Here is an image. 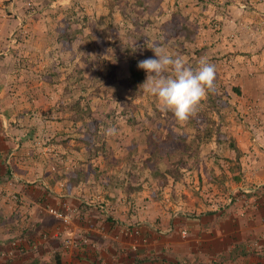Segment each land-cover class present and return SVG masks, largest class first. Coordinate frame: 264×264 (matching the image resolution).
<instances>
[{"label":"rangeland","instance_id":"obj_1","mask_svg":"<svg viewBox=\"0 0 264 264\" xmlns=\"http://www.w3.org/2000/svg\"><path fill=\"white\" fill-rule=\"evenodd\" d=\"M112 1L0 0V104L13 117L9 126L15 131L22 129L21 126L27 128L32 125L35 116V134L29 139L36 150L49 146L54 143L51 137L69 126V112L62 110L63 103L74 102L87 94L92 96V109L106 110L111 106L115 111L110 121L117 134H108V146H118L119 141H122L124 146L120 150V157L123 158L128 155L127 151L133 142L138 144L137 152L130 161L132 163H129L132 168L128 164L124 168L132 172V188H141L132 190V213L138 207L145 209L144 200L133 196L145 188V180L148 179L151 181H147V187L155 192L154 199L163 206L179 207L188 203L197 207L201 204V208L207 209L211 205H218V200L224 204V196L229 192L221 193L218 188L219 193L216 195L213 190L215 185L208 182L207 174H226V188L231 191L241 180L238 182L233 179L230 168L235 166L237 155L241 156V168L247 159L241 146L249 143L248 139L257 142L262 137L264 140V71L256 70L264 63V33L261 32L264 28L257 33L255 27H264V19L253 20L252 35L246 28L248 16L261 15L255 7L256 1L260 3L264 0H165L153 15L143 12L136 6L135 0H127L132 3L129 4L132 8L130 17L123 15L121 2L114 0L118 5L111 19L108 14ZM178 5L182 7L183 13L177 19V24H182L187 17L192 27H199L193 41L175 35L167 38L169 30L165 25L171 22ZM103 16H107L108 21L113 20L120 34L119 42L115 45L118 48H122L124 40L136 43V38L143 34L145 41L137 45L142 53L138 57L140 59L154 57L148 47L159 44L169 53L183 55L193 68L198 66L202 58L214 64L217 72L216 90L228 100L230 107L222 113L213 109L209 94L195 117L186 123H179L171 112L161 110L154 96L143 90L136 94L117 81L113 82L109 63L103 62L107 57L100 60L94 40L89 39L95 27L101 29L99 21ZM137 19L141 21V31L135 29ZM64 29L69 34L80 29L84 39L79 36L68 48L62 39ZM127 32L134 33L135 37L127 36ZM248 44L251 51L246 50ZM96 66L102 78L90 81L89 90L84 93L77 88L75 79L81 72L90 79L93 72L90 69ZM258 74L260 82L255 85L253 81L257 82L258 79H255ZM236 89H239V93ZM82 104L85 106V102ZM125 107H129L128 116L122 112ZM132 107L135 110L133 113ZM132 115L137 117L136 123L139 124L128 123ZM21 116L26 117L23 119L29 125L24 120L19 121L18 117ZM38 127H41V131ZM171 131L187 141L195 140L199 149L198 152L187 150L184 155L186 162L183 164L179 163V157H174L176 163H173V168L178 169L179 174L177 179L167 174V163L161 156L155 155V147L168 140ZM247 132L252 135L247 137ZM234 143L236 148L232 149L229 145ZM97 144L101 145L99 142ZM149 145H153L152 148ZM77 146V143L73 146V152L81 155L82 151L75 149ZM111 150V156H114L115 150L112 147ZM32 151L33 148L29 149V152ZM42 154L40 159L45 164L51 157L43 150ZM154 164L158 167V177L166 173L170 180L167 184L171 187L170 192L162 194L167 185L163 186L155 177L152 169ZM47 167L46 164L42 170L45 171ZM237 175L240 176L238 172ZM176 184L184 188L182 194L174 192ZM190 205L184 206H189V209Z\"/></svg>","mask_w":264,"mask_h":264},{"label":"crops","instance_id":"obj_2","mask_svg":"<svg viewBox=\"0 0 264 264\" xmlns=\"http://www.w3.org/2000/svg\"><path fill=\"white\" fill-rule=\"evenodd\" d=\"M255 7L261 15L246 18L251 35L253 20L264 19V2L256 1ZM255 27L257 33L264 28ZM246 50H252L249 44ZM256 70L264 71V63ZM256 77L258 80L253 83L258 85L260 75ZM23 118L26 117H18L20 122ZM69 118L70 114L69 126L51 137L53 140L62 136L60 140H65L64 144L53 143L36 150L29 139L35 134V116L32 125L24 120L29 126L15 131L9 126L13 117L0 104V264H56L58 259L63 264H264L262 137L257 142L248 139L249 143L241 146L247 158L239 173L241 181L224 196V204L218 200V205L207 209L201 208V204L197 207L188 203L179 207L163 206L154 199L155 192L147 187V181H151L148 179L145 188L133 196L144 200L145 209L138 207L132 213V172L124 169L132 165L126 160L112 168L107 165L110 160L122 158L123 147L111 145L115 151L108 161L97 148L98 144L92 149L80 144L77 147L83 156L76 154L73 146L84 133L77 131V128L83 130L82 123L75 125ZM31 148L33 151L29 152ZM42 150L51 157L45 164L40 159ZM91 150H97V155ZM46 164L48 167L43 171ZM78 172L81 178H75V184L69 189ZM252 188L258 191L228 202L230 195ZM183 189L177 185L174 192L182 194ZM213 190L216 195L219 193L216 185ZM170 191L167 185L162 194ZM66 205L79 209L71 224H65L49 212L51 208L61 209ZM93 206L106 207L109 214L100 215L104 211L89 208ZM132 223L140 230L138 240L124 232L125 226ZM92 224L95 228L89 231ZM183 230L188 232L186 237L181 235ZM85 236L89 240L87 244L82 243ZM68 238H73L77 245L65 246ZM16 240L22 241L21 251L12 250ZM36 242L40 244L38 248L34 247ZM134 244L138 246L136 249Z\"/></svg>","mask_w":264,"mask_h":264},{"label":"trees","instance_id":"obj_3","mask_svg":"<svg viewBox=\"0 0 264 264\" xmlns=\"http://www.w3.org/2000/svg\"><path fill=\"white\" fill-rule=\"evenodd\" d=\"M118 2H121V12L123 13L124 16H131L132 15V8L130 9V5H132L131 2H128L127 0H117ZM165 0H135L136 6H139L143 12L147 13L149 15H153L156 13V11L161 8L162 3ZM130 4V5H129ZM118 5L116 4L115 1L113 0L111 2V10L110 13L108 14V17L111 19L115 7ZM178 10L174 14V17L172 18L171 22L169 24H166L165 27H168L169 34L167 35V38H171L172 35L175 36H182L186 38L187 40L193 41L196 38V35L198 34V26L195 25L192 27L191 22L188 20L186 17L183 23L177 24V19H179L182 16L183 11L181 10V6H177ZM106 20V21H105ZM105 21V22H103ZM99 26L101 27L100 30H98L96 27L94 28L93 32H91L89 35V39L94 40V43L96 45V53L101 59L102 57H107L106 59H103V62L105 61L106 64L109 63L110 66V71L113 73V82H118L120 83L124 88L128 90H132L136 94H139L142 89H140V85L146 80V72L142 69L138 68V62L141 61V59L144 60L143 57L138 58L142 56V53L140 49L137 48V45L140 43H143L145 41V37L141 33V37L136 38V43H132L129 40H124V44H122V48H118L116 43L118 44V35L119 32L113 22V20L108 21L107 16H103L100 18L99 21ZM141 21L139 19L136 20V26L135 29L138 31H141L140 29ZM132 31V30H131ZM139 33V32H138ZM134 33L132 32H127V36H132L133 38L135 37L133 35ZM79 36H81L82 39H84L83 32L79 29L75 31L73 34H69L67 29H64V33L62 35L63 41L69 46L68 48H71V44L75 39H77ZM133 53V56H132ZM141 54V55H140ZM130 55V56H129ZM89 57V56H87ZM96 59V58H95ZM104 62V63H105ZM97 67V66H96ZM92 67V75L90 76V79L87 78V76H84L83 73L81 72L79 75H77L75 79V83L77 85V88L80 89L82 92H87L89 89L90 81L92 82L93 80H101L100 76V70L98 67ZM89 70V71H90ZM83 71V70H82ZM111 78V77H110ZM51 81V80H50ZM217 84V83H216ZM68 88V86H67ZM96 91L98 92V88H96ZM236 92L239 93V89H236ZM141 95V94H140ZM210 101H211V107L218 112L222 113L223 110L227 109L230 107V104L228 100H225L223 95L219 94V92L216 90L214 93H210ZM83 102H85V106H83ZM110 103V102H109ZM110 105V104H109ZM92 96L89 95H83L79 98V100H76L74 102L68 103L64 102L62 106V110L64 112H69L70 114V120L74 122V124L82 123V129L77 128V131L84 133V137H79L76 140V143L78 145H86L90 149L94 148V146L99 142L101 143L100 146L97 148L102 151V153L106 157V161H108L109 158H111L112 150H111V145L108 146L107 144V137L108 134L106 133V130L109 128H113V125H111L110 121L112 117L114 116V109L113 107L110 106V108H106V110L102 108H95L92 109ZM131 107V105L129 106ZM129 107H125L124 110L122 111L125 116H128L127 110H129ZM134 108L132 107V113L135 112L133 110ZM137 118V117H136ZM132 115L129 117L127 120L128 123L130 124H139L136 123L138 120ZM116 129V128H115ZM118 136V135H117ZM132 136V135H131ZM220 136V135H219ZM62 136H58L57 138H54L52 142L55 144H64L65 140H60ZM119 138V136H118ZM220 138V137H219ZM132 139V138H131ZM196 141L191 140L187 141L185 138H182L179 134L176 132L171 131V136H169V139L166 141L161 142L157 147V151L155 152L156 156H161L165 162L167 163L168 166V173L171 176H174L176 179L178 178L177 176L179 175L177 170L174 169L173 163L175 162V156L179 157V163H185L186 158L184 155H186L187 150H195L196 152L199 151L198 147H196ZM150 144V142H149ZM174 144V145H172ZM195 144V148H193V145ZM119 147L124 146V143L122 141H119L118 143ZM138 144L133 142L131 145L130 149L128 150V155L124 158H121L120 160H116L113 162V160H110L107 165H109L111 168L116 166L117 164L121 163L123 160H126L129 163H132L130 161L133 160V155L134 153L137 152V147ZM152 146L153 145H149ZM232 149H235V143L229 145ZM80 147H75L76 150H80ZM238 151V150H237ZM110 152V153H109ZM91 153L93 155H97V150H91ZM238 157L236 158V163L235 166L233 165L230 169L233 174V179L235 181H240L241 178L240 176L237 175L241 172V164H240V155H237ZM156 158V157H155ZM10 166V165H9ZM151 167V166H150ZM10 168V167H9ZM13 169V168H11ZM10 169V170H11ZM152 169L155 172V177L159 179V182L164 185L169 184V179L167 178V175H162V177H158V173L156 174L158 167L156 165H152ZM9 170V173L11 171ZM81 173H77L74 175V179L70 183L69 189L75 184V178H81ZM109 176V175H108ZM174 178V179H175ZM207 180L210 184H214L218 186L220 189L221 193H228L229 190L226 188V184L228 182V176L224 173L217 175L215 173H208L207 174ZM137 188H132V190H136ZM141 188H138L139 190ZM156 197V196H155ZM93 209H97L94 206L89 207ZM90 210V209H88ZM97 211H100L99 209ZM102 212V211H101ZM100 215H105V212ZM56 264H63V262L58 259Z\"/></svg>","mask_w":264,"mask_h":264},{"label":"clouds","instance_id":"obj_4","mask_svg":"<svg viewBox=\"0 0 264 264\" xmlns=\"http://www.w3.org/2000/svg\"><path fill=\"white\" fill-rule=\"evenodd\" d=\"M148 48L154 57L138 62V68L147 74L140 89L154 96L161 110L171 112L177 122H188L197 115L208 95L216 91V66L202 58L193 68L183 55L169 53L159 44ZM106 133L116 135L117 130L109 128Z\"/></svg>","mask_w":264,"mask_h":264},{"label":"built area","instance_id":"obj_5","mask_svg":"<svg viewBox=\"0 0 264 264\" xmlns=\"http://www.w3.org/2000/svg\"><path fill=\"white\" fill-rule=\"evenodd\" d=\"M258 190L257 189H241L239 191H237L235 194L230 195V197L228 198V202L232 203L234 202V198H237L239 195L241 194H250V193H256ZM97 209H99L100 211H104L106 215L109 214V209L106 207H96ZM79 209L78 208H74L72 206L66 205L61 209H56V208H51L49 210V212L55 216L57 219H60L62 222H64L65 224H71V222L74 220L75 215L78 214ZM80 214V212H79ZM94 225L92 224L91 226H89V231L93 230L95 227H93ZM126 234H128L129 236L135 237L137 240L140 237V230L139 228L129 225V226H125V231ZM188 234L187 230H183L181 232V235L183 237H186ZM88 235V234H87ZM86 238L82 239V243L87 244L89 242L87 236H85ZM47 237L44 236V239H46ZM21 240H16L13 241L12 243V250H19L21 251ZM40 244L38 242L34 243V247L38 248ZM64 245L67 247H72V246H76L77 242L73 239V238H68L64 241ZM138 246L137 244L133 245V248L136 249ZM14 251L10 253V255H13Z\"/></svg>","mask_w":264,"mask_h":264}]
</instances>
